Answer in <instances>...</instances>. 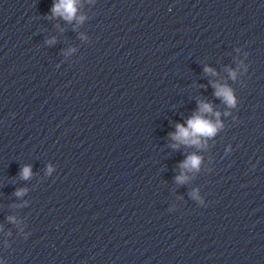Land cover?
Instances as JSON below:
<instances>
[{"label":"water","instance_id":"1","mask_svg":"<svg viewBox=\"0 0 264 264\" xmlns=\"http://www.w3.org/2000/svg\"><path fill=\"white\" fill-rule=\"evenodd\" d=\"M53 2L0 0V264H264V0Z\"/></svg>","mask_w":264,"mask_h":264},{"label":"clouds","instance_id":"2","mask_svg":"<svg viewBox=\"0 0 264 264\" xmlns=\"http://www.w3.org/2000/svg\"><path fill=\"white\" fill-rule=\"evenodd\" d=\"M78 2L79 0H54L51 9L53 17H61L65 21L72 22L74 19L79 23H82L85 17L77 16L78 12ZM54 42V38L48 41L49 44ZM229 75L234 80L236 78V72L228 69ZM204 72L216 75L214 69L205 66ZM214 88V95L221 99L229 108L236 106V98L233 95L232 89L226 84L221 85L219 83H212ZM229 113L225 112L224 115ZM220 112H214L212 105L204 101H198V111L194 113L190 118L186 120L185 124L176 123V131L174 133H169L171 140L175 141L171 145L172 148H178L181 144L186 146H196L197 148L204 147L207 138L214 137L217 132L223 127L220 121ZM215 117L212 119L211 117ZM202 163V158L196 154L187 156L181 163L180 168L182 170H187L189 172L195 170L199 171ZM52 168L49 166L48 172L51 173ZM22 179H30L32 176V169L30 165L24 166L21 173ZM176 182L183 184L186 182L188 177L182 172L181 175L177 176ZM26 189H19L16 191L15 195L20 197L23 196ZM195 196V193H193ZM10 220L14 218L9 217Z\"/></svg>","mask_w":264,"mask_h":264}]
</instances>
